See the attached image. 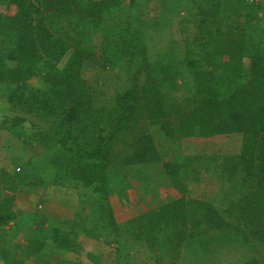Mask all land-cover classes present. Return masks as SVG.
<instances>
[{
  "label": "trees",
  "instance_id": "obj_1",
  "mask_svg": "<svg viewBox=\"0 0 264 264\" xmlns=\"http://www.w3.org/2000/svg\"><path fill=\"white\" fill-rule=\"evenodd\" d=\"M155 1L0 0V130L28 157L0 167L8 264H214L199 250L208 243L264 264V0ZM165 4L184 10L194 38L173 31L158 51ZM91 69L124 89L107 98ZM225 121L243 128L238 145ZM208 139L210 150L178 144ZM210 179L215 202L190 197ZM36 189H69L79 209L19 208Z\"/></svg>",
  "mask_w": 264,
  "mask_h": 264
},
{
  "label": "rangeland",
  "instance_id": "obj_2",
  "mask_svg": "<svg viewBox=\"0 0 264 264\" xmlns=\"http://www.w3.org/2000/svg\"><path fill=\"white\" fill-rule=\"evenodd\" d=\"M153 4L152 6L156 8L157 1L152 0ZM151 8L150 10H154V8ZM5 13L8 12V9L5 6H2L1 8ZM157 11V10H156ZM11 13H14V10L10 11ZM157 14V12L155 13ZM152 15L151 17H156V15ZM185 17L186 14L183 9L179 7L173 8L172 4L168 5L165 4L160 8V12L158 14V18L162 21V23L166 24L165 26L163 25V32H159V30H155L154 34L158 35L159 40L157 41L158 45V51L159 48L163 47L164 43L169 41V38L167 37L169 33L171 32H179L181 30H184V35H187L189 39H193L194 35V28L191 25V23H187V27L184 28L181 26L182 22H185ZM150 20V19H149ZM148 23H153V20L148 22ZM263 27H264V21H263ZM181 38L180 34H176L174 39H179ZM100 42V36L96 35L94 39V45L98 46ZM264 46V44H263ZM72 51L64 58V60L60 63L59 67L63 68L71 55ZM94 74L99 75V84L103 87L104 92H106L105 96L107 98H112L115 93L122 91L124 89V85L121 83L117 84V81L114 79L115 77L111 75L108 71H103L100 69H91L88 71V75L92 76ZM34 83L37 84L38 80H34ZM1 95V93H0ZM1 110V109H0ZM1 113V112H0ZM9 112H3V114H7ZM2 115V113H1ZM3 116V115H2ZM223 132L229 135L232 138H235V140H238L236 144H239V141L241 140V137L237 135L236 133L238 131H243L241 129L235 130L232 128V121H225L222 125ZM235 132L236 135L233 133ZM227 135V136H229ZM187 144L179 142L178 144L182 145V149H184L186 152L192 151L194 146L195 147H200V148H205V150H210L209 145L210 143H213V139H208L203 141H196V140H190L186 141ZM203 142V143H200ZM199 143V144H198ZM21 144L14 139L13 136L8 134L7 132H4L0 130V167L1 168H7L11 172H16L18 171L20 165H17L16 162L12 160L13 154L17 155H23L19 150H20ZM157 146H159V150L164 153L165 148L167 146L166 142L161 141L160 139L157 140ZM31 153V152H30ZM32 153H38V150L32 151ZM14 154V155H15ZM24 159L26 160L28 157L23 155ZM211 184H206V183H191L190 184V197L192 198H197L199 200H205V201H210V202H215L216 194L220 192V182L217 179H210ZM72 194V195H71ZM20 201L18 202L19 208L25 211H33V212H38L36 214L40 215L39 213L43 215H48L55 213L56 215H61L62 216H72L73 213H75L79 209V203L77 201V196L69 189H58L55 191L54 189H36L33 192L30 193H21L19 196ZM70 199V200H69ZM42 216V215H41ZM45 219L44 217H41ZM25 219V218H24ZM48 222H52L50 220H47ZM45 223V222H43ZM216 236H219V234H215ZM214 241V240H213ZM88 245V251H91L92 256L95 259H99L100 256L102 257V252L100 251L101 247L96 244H87ZM199 250H202V255L207 254L206 257L210 260H214L218 264H236L241 262L244 258L238 253L236 246L234 244H229V245H220L219 244H206L202 245ZM91 255V254H90ZM58 255L51 256L52 259V264L57 263L59 264V259L57 258ZM85 257L86 255L83 254ZM35 257V256H34ZM78 257V256H77ZM74 256H69V258L73 259L77 258ZM141 258V256H138ZM39 261V260H38ZM69 261V260H68ZM36 262V263H33ZM2 263V262H1ZM86 264H89L88 262L85 261ZM92 264H95L91 262ZM29 264H41L40 261L37 262L36 259L30 260ZM100 264V263H99ZM104 264V263H103Z\"/></svg>",
  "mask_w": 264,
  "mask_h": 264
},
{
  "label": "crops",
  "instance_id": "obj_3",
  "mask_svg": "<svg viewBox=\"0 0 264 264\" xmlns=\"http://www.w3.org/2000/svg\"><path fill=\"white\" fill-rule=\"evenodd\" d=\"M1 262H2V263H1ZM43 262H44V261H43ZM0 264H8V262H6V261L0 259ZM53 264H56V263H53Z\"/></svg>",
  "mask_w": 264,
  "mask_h": 264
},
{
  "label": "clouds",
  "instance_id": "obj_4",
  "mask_svg": "<svg viewBox=\"0 0 264 264\" xmlns=\"http://www.w3.org/2000/svg\"><path fill=\"white\" fill-rule=\"evenodd\" d=\"M18 171H19V169H18Z\"/></svg>",
  "mask_w": 264,
  "mask_h": 264
}]
</instances>
